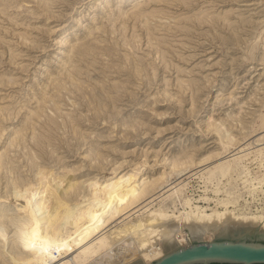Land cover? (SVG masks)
I'll use <instances>...</instances> for the list:
<instances>
[{
    "label": "rangeland",
    "instance_id": "obj_1",
    "mask_svg": "<svg viewBox=\"0 0 264 264\" xmlns=\"http://www.w3.org/2000/svg\"><path fill=\"white\" fill-rule=\"evenodd\" d=\"M263 114L264 0H0V264L21 252L13 183L40 166L101 179L146 159L156 176L154 160L192 156L171 178L187 182L182 194L210 207L240 195L263 212ZM219 122L236 140L226 152ZM248 151L226 176L205 173Z\"/></svg>",
    "mask_w": 264,
    "mask_h": 264
},
{
    "label": "bare ground",
    "instance_id": "obj_2",
    "mask_svg": "<svg viewBox=\"0 0 264 264\" xmlns=\"http://www.w3.org/2000/svg\"><path fill=\"white\" fill-rule=\"evenodd\" d=\"M138 5L133 7L137 8ZM139 12L140 9L134 13V17L140 15ZM53 41L62 45L70 42L62 41L58 36ZM70 45L73 48L74 44ZM260 118L263 126L264 114ZM225 127L221 122L213 125L218 140L225 144L221 148L224 152L234 147L229 144L236 141L232 128ZM256 146L254 150L258 158L264 161V145ZM249 153L218 162L207 168L205 173L214 175L218 172L224 177ZM218 154L210 151L200 160L198 158V163L210 161ZM191 157L154 160V163H163V169L156 176L144 172L146 159L129 163V167L120 172L115 170L117 168L111 169L110 175L101 179L92 177L80 180L73 172V175L67 171L54 174L45 167L36 168L30 180L13 183L11 194L18 202L19 226L17 236L12 241L19 245L21 252L11 253V258L2 263L149 264L165 253L190 245L192 240H210L226 226L264 232V211L253 212L238 204L240 195L227 194L226 197L215 198L214 207H210L212 198L205 194L197 198L192 194H182L187 182L182 179L171 182V178L180 176L194 164L195 160ZM152 166L153 163L149 164L150 168ZM242 171L246 173L245 168ZM252 190L255 191L254 188ZM213 192L216 197L220 191L216 188ZM157 199H171V206L159 202L152 208ZM117 217L124 218L109 226ZM121 251L126 254L122 252L119 256Z\"/></svg>",
    "mask_w": 264,
    "mask_h": 264
},
{
    "label": "water",
    "instance_id": "obj_3",
    "mask_svg": "<svg viewBox=\"0 0 264 264\" xmlns=\"http://www.w3.org/2000/svg\"><path fill=\"white\" fill-rule=\"evenodd\" d=\"M149 264H264V232L226 226L210 240H192Z\"/></svg>",
    "mask_w": 264,
    "mask_h": 264
}]
</instances>
